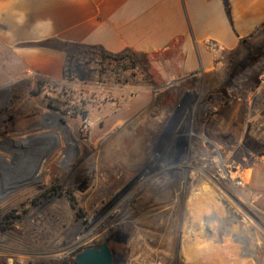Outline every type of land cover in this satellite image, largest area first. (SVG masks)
Here are the masks:
<instances>
[{
	"label": "rangeland",
	"instance_id": "rangeland-1",
	"mask_svg": "<svg viewBox=\"0 0 264 264\" xmlns=\"http://www.w3.org/2000/svg\"><path fill=\"white\" fill-rule=\"evenodd\" d=\"M70 52L52 79L0 50V252L264 264V44L202 76Z\"/></svg>",
	"mask_w": 264,
	"mask_h": 264
},
{
	"label": "crops",
	"instance_id": "crops-1",
	"mask_svg": "<svg viewBox=\"0 0 264 264\" xmlns=\"http://www.w3.org/2000/svg\"><path fill=\"white\" fill-rule=\"evenodd\" d=\"M263 44L264 0H0L1 52L52 79L72 49L178 55L182 75L202 76Z\"/></svg>",
	"mask_w": 264,
	"mask_h": 264
},
{
	"label": "flooded vegetation",
	"instance_id": "flooded-vegetation-1",
	"mask_svg": "<svg viewBox=\"0 0 264 264\" xmlns=\"http://www.w3.org/2000/svg\"><path fill=\"white\" fill-rule=\"evenodd\" d=\"M58 189H59L58 187L53 186L50 189L46 190L42 196H47V194L55 192ZM10 216L12 215L8 214L5 217L8 218ZM104 244L107 245L108 249L112 254V264H125L124 255L114 250L113 247L110 246V243L108 242H104L92 246L74 245L63 251L52 253V255H50L48 251H43V250L36 251L34 253L32 251L30 252L13 251L10 247L9 248L7 247L4 250V252H0V264H78L76 259L79 255H81L83 252H85L88 249L99 248ZM16 254H19V257H24L28 259L19 260ZM34 254H36V256H34Z\"/></svg>",
	"mask_w": 264,
	"mask_h": 264
},
{
	"label": "water",
	"instance_id": "water-1",
	"mask_svg": "<svg viewBox=\"0 0 264 264\" xmlns=\"http://www.w3.org/2000/svg\"><path fill=\"white\" fill-rule=\"evenodd\" d=\"M78 264H112V254L107 245L88 249L76 259Z\"/></svg>",
	"mask_w": 264,
	"mask_h": 264
},
{
	"label": "trees",
	"instance_id": "trees-1",
	"mask_svg": "<svg viewBox=\"0 0 264 264\" xmlns=\"http://www.w3.org/2000/svg\"><path fill=\"white\" fill-rule=\"evenodd\" d=\"M98 53H100L102 56H103V58L104 59H113V60H115V59H119V58H121L122 56H114V55H109V54H107L106 52H104V51H97ZM157 56V55H156ZM181 142L179 141V144H180ZM181 145V144H180Z\"/></svg>",
	"mask_w": 264,
	"mask_h": 264
},
{
	"label": "built area",
	"instance_id": "built-area-1",
	"mask_svg": "<svg viewBox=\"0 0 264 264\" xmlns=\"http://www.w3.org/2000/svg\"><path fill=\"white\" fill-rule=\"evenodd\" d=\"M222 56H220L218 59H220ZM263 83H264V77H263V81H262Z\"/></svg>",
	"mask_w": 264,
	"mask_h": 264
},
{
	"label": "bare ground",
	"instance_id": "bare-ground-1",
	"mask_svg": "<svg viewBox=\"0 0 264 264\" xmlns=\"http://www.w3.org/2000/svg\"><path fill=\"white\" fill-rule=\"evenodd\" d=\"M183 249V248H182ZM188 251H190V250H188ZM185 252V251H184Z\"/></svg>",
	"mask_w": 264,
	"mask_h": 264
}]
</instances>
